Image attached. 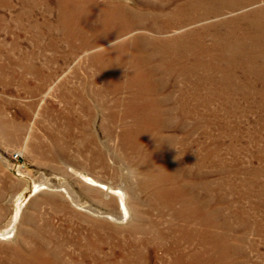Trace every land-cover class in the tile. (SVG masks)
<instances>
[{
  "label": "rangeland",
  "instance_id": "obj_1",
  "mask_svg": "<svg viewBox=\"0 0 264 264\" xmlns=\"http://www.w3.org/2000/svg\"><path fill=\"white\" fill-rule=\"evenodd\" d=\"M243 1L0 0V264H264Z\"/></svg>",
  "mask_w": 264,
  "mask_h": 264
},
{
  "label": "bare ground",
  "instance_id": "obj_2",
  "mask_svg": "<svg viewBox=\"0 0 264 264\" xmlns=\"http://www.w3.org/2000/svg\"><path fill=\"white\" fill-rule=\"evenodd\" d=\"M193 1H197V0H193ZM254 0H245L243 1L244 3H251ZM214 2V0H213ZM185 3V2H184ZM235 6H230V7H225V9H230L234 8ZM224 8L222 7H216L213 10H210L212 14L214 13H218L220 11H222ZM233 10V9H232ZM215 14V15H216ZM161 16V15H160ZM254 16V18H258L259 22L256 23H248L245 25H241L239 24L240 20L244 21V20H248L249 18H252ZM171 17V16H170ZM172 18V17H171ZM221 19V18H220ZM167 20V19H166ZM175 21V20H174ZM182 21V20H181ZM177 23V22H176ZM228 24V26H234L235 29L231 30L230 33H226V36L220 37V39L218 41L220 42H216V46L220 47L222 44V41H228L231 38H233L234 44L236 45V49L240 50L242 49L241 52H243V54H245V58H243V62L247 65V66H251L254 71L253 74H255V76L257 77V79H259L260 81L262 80V82H264V7H262L261 9L252 11L250 13H248L246 15V17H238V18H233L231 20H228L227 22H224V24ZM175 24V23H174ZM218 24V23H217ZM216 25V24H215ZM164 26V25H162ZM211 26V25H210ZM207 28V27H206ZM215 28V27H214ZM217 28V27H216ZM226 28V27H224ZM230 28V27H229ZM161 29V28H160ZM204 30V29H203ZM210 30V29H209ZM195 31V30H194ZM227 32V31H226ZM200 33V32H199ZM131 36V35H130ZM132 37V36H131ZM199 37V36H198ZM195 38V37H194ZM201 38V37H200ZM150 39V38H149ZM163 39V38H162ZM191 39V38H190ZM225 39V40H224ZM232 40V39H231ZM145 41V40H144ZM212 41V40H211ZM215 41V40H214ZM124 42V41H122ZM146 43V42H145ZM126 44V42H125ZM214 44V43H212ZM135 45V44H134ZM140 45V44H139ZM161 46V45H160ZM113 48V47H112ZM136 48V47H135ZM146 48V47H145ZM167 48V47H166ZM172 48V47H171ZM201 48V47H200ZM144 49V48H143ZM235 49V48H234ZM173 50V49H172ZM187 50V49H186ZM196 50V49H195ZM174 51V50H173ZM182 51V50H181ZM193 51V50H192ZM234 51V50H233ZM132 52V51H131ZM198 52V51H197ZM229 53V52H228ZM126 54V53H125ZM132 54V53H131ZM234 54V53H233ZM95 55V54H94ZM135 55V54H134ZM138 55V54H136ZM197 55V54H196ZM195 55V56H196ZM208 55V54H207ZM210 55V54H209ZM226 55V54H225ZM199 56V55H198ZM139 57V56H138ZM209 57V56H208ZM206 57V58H208ZM190 58V56H189ZM210 59V58H209ZM131 60V59H130ZM177 60V59H176ZM231 60V59H229ZM228 60V61H229ZM180 61V60H179ZM210 61V60H209ZM130 62V61H129ZM145 62V61H144ZM211 62V61H210ZM117 63V62H116ZM211 64V63H210ZM192 65V64H191ZM196 65V64H195ZM131 66V65H130ZM158 66V65H157ZM204 66V65H203ZM145 67V66H144ZM200 67V66H199ZM150 68V67H149ZM177 68V67H176ZM182 68V67H181ZM215 68V67H214ZM142 69V68H141ZM155 69V68H154ZM220 69V68H219ZM240 70V69H239ZM222 71V70H221ZM246 71V70H245ZM116 72V71H115ZM145 72V71H144ZM141 72V73H144ZM156 72V71H155ZM153 72V73H155ZM194 72V71H193ZM137 73V72H136ZM180 73V72H179ZM116 74V73H115ZM146 74V73H145ZM165 74V73H164ZM206 74V73H205ZM150 75V74H149ZM220 75V74H219ZM237 75V74H236ZM198 76V75H196ZM210 76V75H209ZM243 76V75H242ZM149 78V77H148ZM151 78V77H150ZM192 78V77H191ZM209 78V77H208ZM223 78V77H222ZM236 78V77H235ZM234 78V79H235ZM198 80V79H197ZM135 81V80H134ZM137 81V80H136ZM225 81V80H224ZM131 82V81H130ZM157 82V81H156ZM208 82V81H207ZM259 82V81H258ZM122 83V82H121ZM191 83V82H190ZM142 84V83H141ZM123 85V84H122ZM155 85V84H154ZM253 85V84H252ZM226 86V85H225ZM264 86V85H263ZM153 87V86H152ZM161 87V86H160ZM134 89V88H133ZM148 90V89H147ZM155 91V90H154ZM157 91V90H156ZM119 92V91H118ZM146 92V91H145ZM262 92H264V87ZM130 95V94H129ZM133 96V94H132ZM131 96V97H132ZM260 96V95H259ZM126 97V96H125ZM130 98V97H129ZM125 99V98H123ZM138 99V98H137ZM151 99V98H150ZM118 100V99H117ZM149 100V99H148ZM124 101V100H123ZM142 101V100H140ZM263 101V100H262ZM136 102V101H135ZM145 102V101H144ZM148 102V101H147ZM150 102V101H149ZM158 102V101H157ZM129 103V102H128ZM141 103V102H140ZM139 103V104H140ZM195 103V102H194ZM155 105V104H154ZM146 106V105H145ZM142 106V107H145ZM149 108V107H148ZM127 109V108H126ZM156 109V108H155ZM130 110V109H129ZM132 110V109H131ZM138 110V109H137ZM150 110V109H149ZM144 111V110H143ZM149 112V111H148ZM140 113V112H139ZM132 114V113H131ZM138 114V113H137ZM158 114V113H157ZM126 115V114H124ZM150 115V114H149ZM129 116V115H128ZM153 116V115H152ZM160 116V115H159ZM159 118V117H158ZM154 119V118H153ZM135 120V119H134ZM139 121V120H138ZM146 121V120H145ZM162 122V121H161ZM160 122V123H161ZM152 126V125H151ZM133 135V134H132ZM85 181L87 182V184H92V185H98L102 188H106L108 189V186L101 184L97 181H94L92 178H85ZM115 191V190H114ZM165 191V190H164ZM163 191V192H164ZM206 191V190H205ZM117 192V191H115ZM261 193V192H260ZM263 193V192H262ZM120 199V198H119ZM203 202V201H202ZM203 204V203H202ZM183 210V209H182ZM184 211V210H183ZM120 212H121V217L123 218H127L129 215V209L128 206L126 204V202L124 201V199H121L120 202ZM190 215V214H189ZM243 217V216H242ZM11 230H8L4 233H0V235L7 237L9 233H11ZM12 234V233H11ZM205 248V247H204ZM62 257V256H61ZM160 257V256H159ZM219 258V257H218ZM217 261V260H216ZM215 262V261H214ZM213 263V262H212ZM85 264V263H84ZM211 264V263H210Z\"/></svg>",
  "mask_w": 264,
  "mask_h": 264
}]
</instances>
